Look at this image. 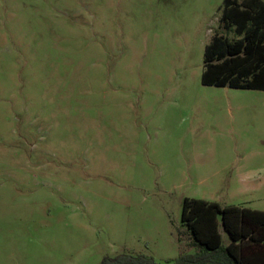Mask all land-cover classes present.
<instances>
[{"label": "rangeland", "instance_id": "1", "mask_svg": "<svg viewBox=\"0 0 264 264\" xmlns=\"http://www.w3.org/2000/svg\"><path fill=\"white\" fill-rule=\"evenodd\" d=\"M223 1L0 0V264H168L185 197L264 211V90L201 83Z\"/></svg>", "mask_w": 264, "mask_h": 264}, {"label": "trees", "instance_id": "2", "mask_svg": "<svg viewBox=\"0 0 264 264\" xmlns=\"http://www.w3.org/2000/svg\"><path fill=\"white\" fill-rule=\"evenodd\" d=\"M220 21L242 38L218 36L205 45L201 83L264 90V1L224 0ZM181 220L197 247L168 264H264V211L185 197ZM219 224L229 241L224 244ZM100 264H158L143 253L122 252Z\"/></svg>", "mask_w": 264, "mask_h": 264}]
</instances>
